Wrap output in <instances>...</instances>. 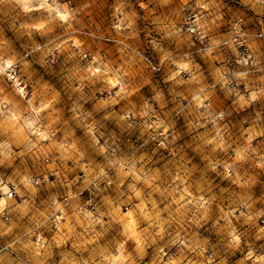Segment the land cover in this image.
I'll list each match as a JSON object with an SVG mask.
<instances>
[{
	"label": "clouds",
	"instance_id": "9594fccd",
	"mask_svg": "<svg viewBox=\"0 0 264 264\" xmlns=\"http://www.w3.org/2000/svg\"><path fill=\"white\" fill-rule=\"evenodd\" d=\"M174 2L139 0L138 7L155 16L149 5ZM179 2L181 11L188 6L195 14L196 28L189 31L199 30L201 39L208 33L227 35L224 29L230 24L241 36L264 34V0H195L194 7L189 0ZM114 3L0 0L9 12L15 10L12 27L19 23L17 30L23 29L29 41L13 46L0 39V264H229L230 257L243 252L242 245L247 251L238 264H264V250L258 253L253 247L264 242L259 223L264 210L252 211L264 202V189L249 171L264 172V150L252 146L264 137V128L244 129V147L233 148L235 141L225 136V105L214 91L205 92L202 78L194 74L177 80V71L169 79L191 87L188 115L195 116L190 127L198 135L176 147L168 114L162 116L146 99L139 106L133 99H143L151 78L145 58L137 59L128 42L138 33L124 35L136 13L129 15L122 5L113 9ZM117 13L119 22L112 23ZM164 30L167 35L181 31L174 22ZM250 39L241 42L248 55L237 61L244 68L237 73L244 81L243 94L229 90L241 111H255L264 101V40ZM117 41L124 46L116 47ZM213 51L209 48L206 55L216 59ZM178 68L191 71L192 65L178 63ZM156 99L163 98L158 93ZM214 105L216 118L209 128L205 112ZM105 121L139 135L120 140L112 131L106 136ZM188 148L201 160L189 155ZM217 152L227 155L223 171ZM210 172L248 192L242 205L247 211L220 209L227 223L218 244L201 240L195 230L208 222L218 199ZM258 246L264 249V243Z\"/></svg>",
	"mask_w": 264,
	"mask_h": 264
},
{
	"label": "rangeland",
	"instance_id": "374dc122",
	"mask_svg": "<svg viewBox=\"0 0 264 264\" xmlns=\"http://www.w3.org/2000/svg\"><path fill=\"white\" fill-rule=\"evenodd\" d=\"M139 0H115L112 4L114 9L117 5H122L123 10L129 15L136 13L132 19L135 21L132 29H124V35L135 31L138 36L133 41H128L132 43L135 47V55L137 59L144 57V63L147 65L146 76L151 78V85L146 87L143 92V99L134 97L133 99L137 101L138 106L143 103V100L147 102L161 113L168 114V119L166 122H171L174 124V130L177 133V140L175 143L176 147L184 144L192 143L194 136L198 133L191 129L190 121L195 122V116H189V107L192 105V90L189 85L186 84H176L175 81L169 79V77L179 71L180 75L176 78L177 80H189L192 75H197L203 79V82L207 87L205 92L214 91L216 96L219 98L218 102H222L225 105V120L223 123L228 124V132L225 136L230 134L231 140L235 141L233 148L240 147L243 148L244 144L241 139V133L244 129L250 127H256L259 131L260 128H264V101L259 102L255 105V111L253 109H246L241 111L237 105L232 104V100L235 99L234 94H230L231 89L240 91L243 94L244 81L240 80L237 73L243 71L244 68L241 64L237 63L238 60L247 56L249 49L246 43H241L246 41L251 42V39L264 40V34H259V36H252L251 33L245 36L237 34L236 29L232 25H228L224 31L227 35L220 36L216 33H208L203 39L200 37V31L190 32V28H196L195 14L191 12L188 6H184L185 10H180L179 0H175L173 4L167 6H161L159 4L149 5L150 8L156 9L155 16H148L138 7ZM190 5L195 6V0H189ZM101 8L103 4L101 3ZM15 10L9 12L3 5H0V22L6 21V23H0V27H3V35H0V39L8 40L10 44L15 46V41H19L25 45L29 43L26 35L23 34V29L17 30L19 28V23L16 27H12V21L15 19ZM159 17V21H156V17ZM239 16V13H236ZM119 14L117 13L112 17V23L119 22ZM22 22V21H21ZM175 24L176 28L181 29L179 35H167L165 32V27L169 24ZM235 18L233 23H235ZM125 24L128 21L124 22ZM241 31H244V26L241 25ZM97 39H100V34H97ZM219 39L221 43L216 45L213 40ZM42 46L44 41H41ZM51 46V45H49ZM124 45L116 42V47H123ZM209 48L214 49L212 56L216 59L210 58L206 55ZM235 49V51H233ZM31 50V49H29ZM132 49H129L131 52ZM261 52H264V45L261 46ZM238 53V54H237ZM35 54V53H34ZM262 67H264V56L261 57ZM190 62L192 65L191 71H180L178 68V63ZM217 69L223 73L224 79L228 80L229 83L225 84L223 80L219 79V74ZM161 94L162 101L157 100V94ZM178 93H183L188 99L184 100ZM161 102L166 104V107L161 109ZM217 108L214 105L212 108L205 112V117L209 121V128H211V121L216 118ZM256 111L260 113V120H256ZM107 128L105 135H110L112 131L116 132L117 137L120 140L132 136L135 138L138 136V132L135 130H127L121 132L120 129L114 127L113 121L104 122ZM206 129H200V132H204ZM171 138V137H170ZM144 139H147L145 136ZM264 137H259L257 140L252 142V146L256 147L258 144L261 149L264 150ZM210 147V146H209ZM2 150V149H0ZM189 155L194 156L196 161H200L201 157L199 154L193 153L191 148L186 149ZM231 154V149L229 150ZM215 159L221 162L220 171H223V162L227 160V155L223 152H217L215 154ZM206 161L199 164V167H203ZM247 167V165H245ZM243 171V170H241ZM250 174L256 176V184L264 189V172L260 170H249ZM209 178L215 177V185L213 188L214 193L217 195L218 199L213 204L212 210L209 213L208 222L203 224V227L195 229L197 231L198 237L203 240L207 238L210 243L218 244L222 240L223 232L222 229L226 225L227 221L221 217L224 212H229L232 208H239L240 211H247L243 208L244 200H247L248 192L242 189H238L229 180L221 181V178L216 175L215 172H210ZM221 189H226V191L221 192ZM255 193V186L253 189L249 190ZM255 199V195H253ZM251 203V201H248ZM50 204V201L48 202ZM219 205V207H217ZM48 206V205H45ZM223 208L224 212L220 209ZM264 210V202L254 205L252 211ZM218 221V223H217ZM233 223H237L233 220ZM259 223L264 226V217H261ZM239 227V225L237 224ZM243 230V229H241ZM253 229L249 230L248 239H252ZM244 239V238H242ZM264 242H258L253 247L259 253L264 250L258 245ZM243 252H236L233 257H230L229 264H238L239 259H242L244 253L247 249L244 245L241 246ZM175 250V249H174ZM248 264H251L249 261Z\"/></svg>",
	"mask_w": 264,
	"mask_h": 264
}]
</instances>
